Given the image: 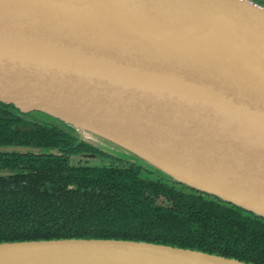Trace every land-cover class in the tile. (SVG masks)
I'll use <instances>...</instances> for the list:
<instances>
[{
	"label": "water",
	"instance_id": "obj_1",
	"mask_svg": "<svg viewBox=\"0 0 264 264\" xmlns=\"http://www.w3.org/2000/svg\"><path fill=\"white\" fill-rule=\"evenodd\" d=\"M0 102L264 219V7L252 0H0ZM0 264L254 263L63 238L1 241Z\"/></svg>",
	"mask_w": 264,
	"mask_h": 264
},
{
	"label": "trees",
	"instance_id": "obj_2",
	"mask_svg": "<svg viewBox=\"0 0 264 264\" xmlns=\"http://www.w3.org/2000/svg\"><path fill=\"white\" fill-rule=\"evenodd\" d=\"M63 138L69 147L76 141L0 117V146L54 149L0 154V170L16 173L0 177V242L141 240L264 264V219L129 163L71 166L79 148L60 149Z\"/></svg>",
	"mask_w": 264,
	"mask_h": 264
},
{
	"label": "flooded vegetation",
	"instance_id": "obj_3",
	"mask_svg": "<svg viewBox=\"0 0 264 264\" xmlns=\"http://www.w3.org/2000/svg\"><path fill=\"white\" fill-rule=\"evenodd\" d=\"M0 117H5V119H12L14 121L18 120L19 123H33V124H38L40 126H45L46 128H56L54 125L51 124H45L42 122H38L35 119L27 116L26 114L22 113L21 111L13 108L10 105L4 104L0 102ZM20 119V120H19ZM57 129V128H56ZM64 134V133H63ZM65 135V134H64ZM67 137V135H66ZM69 137V136H68ZM60 144V149H75L79 148V151L75 152L70 156V165L72 159H77V160H84V161H90V162H97L94 165H89V164H83L82 166H74V167H101V166H106V165H111V164H125L126 162L113 158L111 156H108L98 150H95L89 146L83 145V144H76V141L73 142V145L69 147V145H66V138H63L60 142H57L56 145ZM58 149V148H57ZM1 171V170H0ZM9 171L10 170H5Z\"/></svg>",
	"mask_w": 264,
	"mask_h": 264
},
{
	"label": "rangeland",
	"instance_id": "obj_4",
	"mask_svg": "<svg viewBox=\"0 0 264 264\" xmlns=\"http://www.w3.org/2000/svg\"><path fill=\"white\" fill-rule=\"evenodd\" d=\"M255 2H257L258 4H262V5H264V2L262 1V0H254ZM95 163H97V162H90V161H84V160H77V159H72L71 160V164L73 165V166H82L83 164H89V165H94ZM127 163V162H126ZM143 176L144 177H147V175H144L143 174Z\"/></svg>",
	"mask_w": 264,
	"mask_h": 264
},
{
	"label": "built area",
	"instance_id": "obj_5",
	"mask_svg": "<svg viewBox=\"0 0 264 264\" xmlns=\"http://www.w3.org/2000/svg\"><path fill=\"white\" fill-rule=\"evenodd\" d=\"M255 4H257V5H260V6H263L264 7V5H262V4H258L257 2H255L254 0H252ZM263 2H264V0H262Z\"/></svg>",
	"mask_w": 264,
	"mask_h": 264
}]
</instances>
